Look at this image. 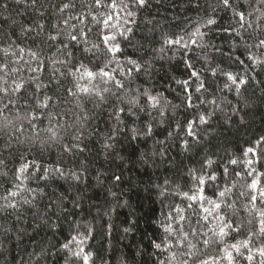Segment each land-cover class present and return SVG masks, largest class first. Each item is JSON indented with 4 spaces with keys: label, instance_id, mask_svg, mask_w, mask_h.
Segmentation results:
<instances>
[{
    "label": "trees",
    "instance_id": "1",
    "mask_svg": "<svg viewBox=\"0 0 264 264\" xmlns=\"http://www.w3.org/2000/svg\"><path fill=\"white\" fill-rule=\"evenodd\" d=\"M5 3L7 8L0 7V67L7 65L0 71V264H84L85 254L87 264H230L228 252L233 264H261L264 198L250 186L256 181L264 191V146L256 147L255 156L244 151L264 137V50L248 47L264 38V0H233L229 9L220 0H149L144 8L123 0L129 7L115 9L94 0H0ZM63 3L74 7L61 12ZM236 12L244 13V27ZM110 14L119 30L104 26ZM70 17L74 28L63 23ZM208 18L216 23L206 25ZM125 28L133 30L128 40L119 34ZM197 28L204 33L203 47L162 44L181 36L190 43ZM70 33L79 39L71 41ZM102 35H116L119 65L132 67L130 59L142 66L139 74L117 77L123 89L87 78L85 68L95 71L106 57L103 45L96 57L84 49L99 44ZM189 63L198 78L190 77ZM223 73L249 83L237 90ZM200 82L206 91H195ZM185 88L192 108L186 106ZM144 94L160 99L163 115L149 106L134 110L139 118L121 113L123 123H117L116 108L129 107L134 98L143 106ZM199 115L210 116L209 124L199 123ZM193 120L195 135L189 136L185 125ZM147 126L150 136L129 139L131 129ZM191 174L203 175L206 183L197 184ZM77 231L81 235L65 249ZM184 235L195 247L177 243ZM81 247L84 253L74 255Z\"/></svg>",
    "mask_w": 264,
    "mask_h": 264
},
{
    "label": "snow or ice",
    "instance_id": "2",
    "mask_svg": "<svg viewBox=\"0 0 264 264\" xmlns=\"http://www.w3.org/2000/svg\"><path fill=\"white\" fill-rule=\"evenodd\" d=\"M37 0H33V4H36ZM94 3L97 6L100 7H108L109 9H115L118 7H123V8H127L129 7V4L127 3H123V0H121V3H117V0H109V3L107 5H105L102 0H94ZM131 3L133 5H135L138 8H144L146 6H148L149 4V0H131ZM220 4L223 8L225 9H229V8H233V0H220ZM0 7H4L7 8L8 5L7 3L0 5ZM71 7H74V5L70 4V3H63L62 7L60 8V11L63 12ZM134 13L129 11L128 12V16L131 17L133 16ZM235 15L238 17L237 23L240 24L241 27H244V21H245V15L243 12H236ZM70 19H75L74 17H70L69 19H64L63 23L64 25H69V20ZM114 19L113 15H108L106 19L103 20V24L105 27H113V28H117V25L111 24V21ZM81 22H83V20L81 19ZM127 22H131V21H127ZM216 23V21L213 18H208L205 21L206 25H214ZM71 27H75V25H69ZM117 30H119L117 28ZM133 30L131 28H125L124 31H121L119 34L121 37H123L124 40H128L129 39V33H131ZM226 32H230L231 29H225ZM70 40L71 41H77L79 39L78 35L75 33H70ZM86 35V33L84 34ZM235 35L238 37H241V33L239 31L235 32ZM204 33L200 32V29L197 28L189 37L190 43L188 41L184 40V37H178V38H165L162 41L163 45L168 46V48H172L174 46H179L180 49H188L191 45H197L199 43V46L203 47V43H202V39H203ZM192 37H199L200 40L198 41L197 39H193ZM50 40H56L57 36H49ZM101 42L99 44H93L91 49H84L85 52L89 53L90 55H92L93 57H96L97 53L96 50L101 48V45H103V49H104V55L106 57L105 60L100 61L99 63H97L95 65V71L91 70V69H87L85 68V72L87 75V78L89 80H95V79H99L101 81H103L105 84H111L113 85L117 90L123 89L124 88V81L122 79H118V76H122V77H131L132 74L135 72L136 74H139L142 71V66L140 64H138L136 61L134 60H128L127 64L132 65V67H128L127 69L124 68V66L119 65V61H118V55L122 52V48L120 46L119 43H113L114 41L117 40L116 35H102L100 38ZM249 48H258V49H262L264 50V38H259L257 40V42L255 44H250L248 45ZM21 51H23V49H21ZM159 52L163 53L165 52V47L161 46L158 50ZM7 54V53H6ZM33 57L36 56V53H32ZM249 60H253L255 61V57L252 55L248 56ZM261 63H264V61H261ZM116 64L117 66L112 67L111 65ZM102 65V66H101ZM7 65H4L2 67H0V71H2L4 68H6ZM75 67V65H73V68ZM82 68H84V65H81ZM187 68L189 69H193V65L192 64H187ZM224 75L227 76V79L231 81L232 85L237 86V90L239 85H247L249 83V81L243 77H240L238 75H232L231 73H223ZM212 75H216V70L213 69L212 70ZM190 77H199V72L195 71L194 69L190 72ZM177 83H181L180 81H177ZM183 84L187 85L189 83L188 80H185L182 82ZM21 85H17V88H20ZM202 90L206 91V86L204 84V82H200L199 85L195 88L196 92H201ZM84 91H87V89H85ZM104 92H108L110 91L109 88L105 87L103 89ZM185 94H186V106L189 108L194 107L193 103H192V97H191V93H190V89L189 88H185L184 89ZM113 95H115V93H113ZM101 99H105L103 96H101ZM119 99V97H118ZM129 107L127 108H123V107H117L116 111L113 113L114 119L117 123H123V119L121 118V113L124 112H128L129 114L133 115V116H137L136 109H138V111L143 112L145 111L146 107H151L154 109H158L160 111V114L163 115V110L162 108H159L160 106V99L155 96V95H147L144 94V104L143 106H141L140 102L138 99H130L128 102ZM137 118H139L137 116ZM211 117L207 116V115H199L198 116V120L199 123L204 124V125H208L209 121H210ZM196 123L195 120L193 121H188L187 124L185 125V128L187 130V134L189 136H194L195 133L193 131V125ZM152 134V127L151 126H147L143 129L137 130L135 128L131 129V136L129 137V139L131 140H136L139 139L141 137V135L147 137L150 136ZM185 145H187V141L184 142ZM259 146H264V137H261L260 139H258L255 143V145L253 147H249L244 151V155L248 156L249 154H252L253 156H255L256 153V147ZM213 162L212 161H208V165L211 166ZM230 163L232 164H236L237 161L236 160H231ZM249 164L252 163L251 160L248 161ZM28 165L25 164L23 165L19 171L21 173L25 172L28 169ZM59 171V170H58ZM225 173L227 172V169H224ZM19 178V177H17ZM191 178L193 180H195L197 182V184H204L206 183L204 176L203 175H196V174H191ZM41 179H46V177H41ZM76 179H79V177L77 176ZM116 180H119L120 177L117 176L115 177ZM208 179L209 180H214L215 176L212 174H208ZM252 189H255L259 192V195L261 198H264V191L260 190V188L258 187V184L256 181H253L251 186ZM10 195L15 196L16 193L12 192L10 193ZM187 195V194H185ZM219 195L221 197L225 196V192H220ZM192 200H196L197 197L196 196H191L189 197ZM5 199H7V197H5ZM251 199L253 201H255L257 199L256 196H251ZM9 207H13L15 208L16 205L15 204H9L7 205ZM216 208H220V204H215ZM207 211V210H205ZM261 216L264 217V213H261ZM261 232L264 233V219L261 220ZM77 228H79V226H77ZM91 229L89 228L83 235L85 238H87L88 234L90 233ZM127 231V229H126ZM165 231H169V229H165ZM81 235V233L79 231H77L76 235H73L70 240L68 241V243H65L63 245V247L65 249L69 248V244L77 241L78 237ZM220 235H225L224 233V229L223 227L220 229ZM182 242H187L189 244V247H195V245H192L190 242L187 241V235H184L182 237V240L177 241V243H182ZM80 243H83V240H80ZM205 244H208L209 241L208 240H204ZM247 244L248 242L245 241L243 243V247L247 248ZM156 248H160L161 245L160 244H155ZM233 248L236 249L237 253L239 254V247L236 245H233ZM84 253V249L81 247L80 250L76 253H74V255L76 256H81ZM259 255L261 257H264V249H260L259 250ZM83 261L84 264H87L89 256L87 254L83 255ZM227 259L229 260L230 264H233V257L231 252L227 253ZM247 259L252 260L253 256L249 255L247 257ZM203 264H208L207 261H204ZM261 264H264V260L261 261Z\"/></svg>",
    "mask_w": 264,
    "mask_h": 264
}]
</instances>
